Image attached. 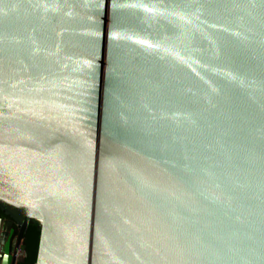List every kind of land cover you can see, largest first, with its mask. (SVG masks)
Returning <instances> with one entry per match:
<instances>
[{"label":"water","instance_id":"water-1","mask_svg":"<svg viewBox=\"0 0 264 264\" xmlns=\"http://www.w3.org/2000/svg\"><path fill=\"white\" fill-rule=\"evenodd\" d=\"M264 264V0H0V264Z\"/></svg>","mask_w":264,"mask_h":264},{"label":"trees","instance_id":"trees-1","mask_svg":"<svg viewBox=\"0 0 264 264\" xmlns=\"http://www.w3.org/2000/svg\"><path fill=\"white\" fill-rule=\"evenodd\" d=\"M39 230L35 223L30 222L24 231L23 242L25 244L26 255L17 264H35Z\"/></svg>","mask_w":264,"mask_h":264},{"label":"flooded vegetation","instance_id":"flooded-vegetation-1","mask_svg":"<svg viewBox=\"0 0 264 264\" xmlns=\"http://www.w3.org/2000/svg\"><path fill=\"white\" fill-rule=\"evenodd\" d=\"M25 255H26V254H25ZM25 255H24V256H25ZM24 256H23V258H24Z\"/></svg>","mask_w":264,"mask_h":264}]
</instances>
